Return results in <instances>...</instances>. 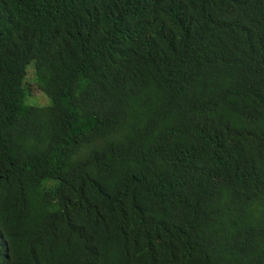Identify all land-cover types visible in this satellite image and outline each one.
<instances>
[{
  "label": "trees",
  "instance_id": "1",
  "mask_svg": "<svg viewBox=\"0 0 264 264\" xmlns=\"http://www.w3.org/2000/svg\"><path fill=\"white\" fill-rule=\"evenodd\" d=\"M0 264H264V0H0Z\"/></svg>",
  "mask_w": 264,
  "mask_h": 264
},
{
  "label": "rangeland",
  "instance_id": "2",
  "mask_svg": "<svg viewBox=\"0 0 264 264\" xmlns=\"http://www.w3.org/2000/svg\"><path fill=\"white\" fill-rule=\"evenodd\" d=\"M40 102L46 103L47 102V98L45 97V95H42L39 99Z\"/></svg>",
  "mask_w": 264,
  "mask_h": 264
},
{
  "label": "clouds",
  "instance_id": "3",
  "mask_svg": "<svg viewBox=\"0 0 264 264\" xmlns=\"http://www.w3.org/2000/svg\"><path fill=\"white\" fill-rule=\"evenodd\" d=\"M29 103H30V101H29V100H28V102H26V101H25V105H26V104L30 105ZM25 105H24V106H25Z\"/></svg>",
  "mask_w": 264,
  "mask_h": 264
}]
</instances>
